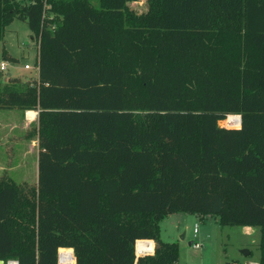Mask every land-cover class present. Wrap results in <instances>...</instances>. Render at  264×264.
Listing matches in <instances>:
<instances>
[{"label":"trees","instance_id":"16d2710c","mask_svg":"<svg viewBox=\"0 0 264 264\" xmlns=\"http://www.w3.org/2000/svg\"><path fill=\"white\" fill-rule=\"evenodd\" d=\"M132 1L0 0V41L20 19L37 46L0 109L38 110L36 185L0 177V259L176 264L158 224L186 212L259 226L264 264V0Z\"/></svg>","mask_w":264,"mask_h":264},{"label":"rangeland","instance_id":"374dc122","mask_svg":"<svg viewBox=\"0 0 264 264\" xmlns=\"http://www.w3.org/2000/svg\"><path fill=\"white\" fill-rule=\"evenodd\" d=\"M128 5L131 11L137 14H144L149 8L146 0L132 1ZM30 35L31 31L23 20L14 19L6 27L4 39L0 41V64L2 62L5 64V69L0 71V81L5 78H17L23 83H30L35 78L36 44ZM3 46L16 60L2 57ZM25 63L30 65L29 69L24 68ZM230 117L238 118L230 115L220 124L227 128L239 127V122H231ZM32 129V125L24 130L19 125L18 145L14 150L12 144L7 150L0 141V177L11 176L20 185L23 183L29 186L36 185L37 168L34 161L37 150L32 148L30 140L24 138ZM3 132L4 130L0 128V135ZM5 153H7L6 159ZM15 155L16 157L13 158ZM158 227L160 239L178 244L179 256L176 264H225L226 261L246 264L259 260L260 228L256 225H221L215 216L175 212L164 215L159 220ZM192 242H197L200 247L194 248L190 244ZM244 250H249L250 254L244 256ZM68 263L72 262L60 264Z\"/></svg>","mask_w":264,"mask_h":264},{"label":"crops","instance_id":"0c3cea01","mask_svg":"<svg viewBox=\"0 0 264 264\" xmlns=\"http://www.w3.org/2000/svg\"><path fill=\"white\" fill-rule=\"evenodd\" d=\"M35 49H36V57H37V46L35 47ZM9 55L13 57V55H11L10 53ZM36 76H37V73H36ZM7 79L9 78H5L4 80H1L0 83L6 82ZM37 115H38V110L0 109V128L4 130V132L0 135V141L4 143V146H6L7 148L10 146V144H12V148L14 150L16 146L18 145V141H17L18 135L17 134H18L19 125L21 129L23 130L30 125H32L33 128L37 127ZM24 138L27 140H30V144L32 148L34 147L37 150L36 158L34 161L35 166L37 168V156H38L37 136L36 135L30 136V133H29L28 135L24 136ZM6 155L7 153H5V159L7 158ZM15 157L16 155L13 158ZM10 169L11 167L9 168V170ZM35 173L37 177V171H35Z\"/></svg>","mask_w":264,"mask_h":264},{"label":"built area","instance_id":"2783aa9c","mask_svg":"<svg viewBox=\"0 0 264 264\" xmlns=\"http://www.w3.org/2000/svg\"><path fill=\"white\" fill-rule=\"evenodd\" d=\"M24 68L25 69H29L30 65L29 64H25ZM4 69H5V64L2 62L1 65H0V71H3ZM230 115L237 116L238 117L237 119H238V122H239V125H240V118H239V116L237 114H229V115H227L225 120H227ZM194 231H196V229ZM191 244H192V246L194 248H199L200 247V244H198L197 242H194V243L192 242ZM136 247H137L136 251L138 253L148 254V253L151 252L150 243H148L147 241H138L137 244H136ZM12 261H14V260H12ZM12 261H8L7 264H9ZM225 264H241V263H239L238 261H228ZM246 264H259V262L258 261L257 262L254 261V262H249V263H246Z\"/></svg>","mask_w":264,"mask_h":264},{"label":"water","instance_id":"95a60500","mask_svg":"<svg viewBox=\"0 0 264 264\" xmlns=\"http://www.w3.org/2000/svg\"><path fill=\"white\" fill-rule=\"evenodd\" d=\"M238 116H239V118H240V123H241V116L239 115V114H237ZM220 124V123H219ZM221 125V124H220ZM222 126V125H221ZM191 244V243H190ZM243 254H244V256H248L249 254H250V251L249 250H244L243 251ZM15 263L16 264H18L17 263V261H15ZM59 263H61V261L59 260ZM0 264H5V262L3 261V260H1L0 259ZM7 264V263H6Z\"/></svg>","mask_w":264,"mask_h":264},{"label":"bare ground","instance_id":"6f19581e","mask_svg":"<svg viewBox=\"0 0 264 264\" xmlns=\"http://www.w3.org/2000/svg\"><path fill=\"white\" fill-rule=\"evenodd\" d=\"M230 121H231V122H236V123H237V122H238V119L235 118V117H234V118H233V117H230ZM229 127H231V126H229ZM9 264H16V263H15V262H11V263H9Z\"/></svg>","mask_w":264,"mask_h":264}]
</instances>
